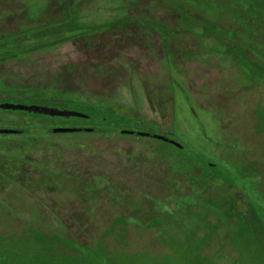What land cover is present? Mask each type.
Returning <instances> with one entry per match:
<instances>
[{
    "label": "rangeland",
    "instance_id": "obj_1",
    "mask_svg": "<svg viewBox=\"0 0 264 264\" xmlns=\"http://www.w3.org/2000/svg\"><path fill=\"white\" fill-rule=\"evenodd\" d=\"M3 103L107 119L0 109V264H264V0H0Z\"/></svg>",
    "mask_w": 264,
    "mask_h": 264
},
{
    "label": "trees",
    "instance_id": "obj_2",
    "mask_svg": "<svg viewBox=\"0 0 264 264\" xmlns=\"http://www.w3.org/2000/svg\"><path fill=\"white\" fill-rule=\"evenodd\" d=\"M178 1H180V2H182V3H186V4H193V3H196V1L197 0H195V2H193V0H190L189 2L188 1H185V0H178ZM202 2H204V1H202ZM198 3V2H197ZM122 5H123V3H121ZM42 37H44L43 35H42ZM38 40H40V42H39V44H42L43 42H44V40H45V37L44 38H42V39H38ZM6 42V41H5ZM5 42H3L2 44L4 45V44H6ZM36 98H37V100L38 101H40L41 103H49L46 99H45V97H42V96H38L37 97V95L35 96ZM49 104H54V103H49ZM0 109H1V107H0ZM3 110H7V109H3ZM10 111H15V110H10ZM16 111H18V110H16ZM24 112H27V111H24ZM80 113H82V114H84L85 115V117H75V118H91V119H98V120H105V119H107L106 117H104V116H101V115H98V114H92V113H85V112H81V111H79ZM32 113H34V112H32ZM36 114H39V113H36ZM40 115H45V116H52V115H47V114H40ZM54 116H56V115H54ZM56 117H68V116H56ZM71 117H74V116H71ZM49 120V119H48ZM51 121V120H50ZM105 129V128H104ZM107 131L109 130V131H112L113 129H106ZM8 131V130H7ZM9 131H11V133L10 132H6V130L5 129H3V130H1L0 131V136L1 135H3L2 137V139H6V137H4V136H6V135H14V136H24V137H27V136H30V135H32V134H34V132H37V131H30V130H28V129H18V130H9ZM124 131V130H123ZM123 131L121 130V134H124L123 133ZM82 133H87V132H82ZM93 133V132H92ZM43 134V133H42ZM53 133H48V134H44L45 136H49V135H52ZM16 136V137H17ZM32 145V146H31ZM31 145H29V148H28V151L30 152L31 150H38V145H35V144H31ZM42 147V146H41ZM40 149H42L43 150V147L42 148H40ZM27 150V148L25 149V152H27L28 153V151H26ZM24 163H26V161H24ZM23 164V163H22ZM12 165V164H11ZM26 165H28V163H26ZM30 166L28 167V169L31 167V168H35L36 170H38V172H43L44 173V171H43V169L42 168H40V167H38V166H36L37 164L36 163H30L29 164ZM19 166V165H18ZM211 166V165H210ZM217 166H215L214 164H212V168H216ZM8 169V168H7ZM0 174L3 176V177H5V178H7L6 177V175H8L7 173H6V171L0 166ZM6 174V175H5ZM9 176V175H8ZM96 178V177H95ZM98 180L99 179H97V182H98ZM12 184H15V186H16V188H19V189H21L22 190V188H21V186H20V184H19V182L18 181H13V183ZM96 183H93V185H92V188L91 189H89V190H92V189H94V191H96L99 187H97V185H95ZM48 234H49V232H47ZM51 234V233H50ZM49 236V235H48ZM56 236H58V235H56ZM55 235H51V239H52V241H54V242H58V243H60V246L61 245H68L69 243H71L72 245H77L78 246V251H74V257L76 256V258H78V259H81V260H85L86 258V253H84L83 255H81V256H78L77 255V253L78 252H80V253H83V250H80V249H84V248H86V247H88L90 244H89V242H88V244H84L83 242H81V238H71V237H56ZM112 236H114L115 237V241H119V240H121L122 239V235L120 234H118V235H112ZM59 238V239H58ZM67 242H68V244H67ZM62 248H66V247H62ZM77 252V253H76Z\"/></svg>",
    "mask_w": 264,
    "mask_h": 264
},
{
    "label": "water",
    "instance_id": "obj_3",
    "mask_svg": "<svg viewBox=\"0 0 264 264\" xmlns=\"http://www.w3.org/2000/svg\"><path fill=\"white\" fill-rule=\"evenodd\" d=\"M0 107L7 110H18V111H27V112H34L39 114H47V115H56V116H74V117H85L84 114L77 112V111H68L62 110L57 108H50V107H42V106H35V105H22V104H9L3 103L0 104ZM107 130L104 128H55L52 129L51 133H75V132H93V133H100L106 132ZM10 132L11 131H6ZM124 134L153 138L156 140H161L163 142L169 143L176 147H181V144L176 142L175 140L160 134L150 133V132H140V131H131V130H124Z\"/></svg>",
    "mask_w": 264,
    "mask_h": 264
},
{
    "label": "flooded vegetation",
    "instance_id": "obj_4",
    "mask_svg": "<svg viewBox=\"0 0 264 264\" xmlns=\"http://www.w3.org/2000/svg\"><path fill=\"white\" fill-rule=\"evenodd\" d=\"M3 130V129H0V131ZM6 131L9 130V129H5ZM151 133V132H150ZM177 142V141H176Z\"/></svg>",
    "mask_w": 264,
    "mask_h": 264
}]
</instances>
